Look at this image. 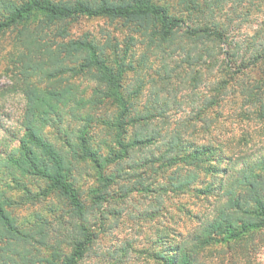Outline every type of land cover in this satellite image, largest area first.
<instances>
[{"label": "rangeland", "instance_id": "rangeland-1", "mask_svg": "<svg viewBox=\"0 0 264 264\" xmlns=\"http://www.w3.org/2000/svg\"><path fill=\"white\" fill-rule=\"evenodd\" d=\"M49 1L87 3L89 0ZM158 1L171 15L183 19V26L200 28L218 24L217 30L222 31L224 41L189 42L181 35L183 26L171 40L165 41L153 31L157 23L79 17L61 24L69 33L62 43L69 45L76 41L85 47L92 44L95 52L103 50L110 60H116L110 63L114 70L122 63L125 68L121 81L125 83L123 91L135 89L139 93L131 111L144 107L157 113L163 111L164 119L154 118L153 124L167 130L193 132L194 139H191L196 144L220 145L225 155L234 157L235 170L244 162L256 161L264 155V117L261 115L264 107L260 109L264 106V51H261L264 50V0ZM16 3L19 6L18 0ZM7 16L8 11L0 4V21ZM42 19L43 15L35 13L25 24L34 28ZM17 32L16 28L0 30V198L16 224L33 233L32 261L25 264H52L51 260L60 264L70 255L73 244L84 239L85 234L90 239L89 247L78 264H161L151 255L152 251L159 250L156 234L163 232L165 226L176 233L187 234L193 232L201 219L212 216L218 204L214 196L220 175L210 179L207 197L191 189L165 193L166 197L160 194L166 198L165 201L160 199L166 208L165 216L162 213L147 215L154 208L156 194L146 192L151 187L145 188L150 182L142 180L148 178L141 170L144 165L131 169L132 172L129 170L133 166L131 160H116L121 148H115L118 156L113 158L103 149L100 154L106 162L103 165L100 162L101 168L89 158L74 160L71 180L84 206L81 215L47 182L22 177L11 164L12 153L24 134L25 100L14 74L21 68ZM195 46L207 47L209 54L201 60L194 59ZM258 52L261 55L256 60L254 55ZM81 63L65 64L66 73L50 81L38 77L32 81L53 91L73 84L76 93L89 97L97 82L74 73L81 68ZM114 74H118L117 70ZM108 110L115 107L109 106ZM45 130L50 139H54V130ZM132 130L129 129L128 136L132 135ZM105 134L102 130L100 141L111 140ZM127 142L125 146L131 143ZM148 149L137 150L134 158L138 160L148 155ZM117 162L121 165L116 166ZM100 171L105 176L111 175L112 179L99 180ZM124 172L133 174L125 177ZM154 177H150V181ZM136 180L143 184L132 189L129 181ZM202 180H207L206 176H202ZM192 185L205 187L204 184ZM224 200L221 198L220 203ZM258 256L264 264V248Z\"/></svg>", "mask_w": 264, "mask_h": 264}, {"label": "trees", "instance_id": "trees-1", "mask_svg": "<svg viewBox=\"0 0 264 264\" xmlns=\"http://www.w3.org/2000/svg\"><path fill=\"white\" fill-rule=\"evenodd\" d=\"M18 2L19 6L16 0H0L8 11V16L0 21V30H18L17 43L21 50L17 56L21 68L14 74L19 81L16 85L25 100L24 134L12 153L13 169L22 177L47 182L80 215L84 206L71 180L74 160L89 158L101 168L100 162L102 165L106 162L100 154L103 149L108 151L109 158H113L117 155L115 148H121L116 160H131L133 166L130 171L138 169L140 164L144 165L141 170L148 178L146 176L142 180L150 182L145 188L151 187L146 192L155 193L157 197L148 216L167 215L164 202L160 201L166 198L160 194L191 189L207 197L210 179L220 175L214 196L218 204L212 216L201 219L193 232L187 234L176 233L165 226L163 232L156 234L159 250L152 251L151 255L161 264H262L258 255L264 248V155L254 162H244L239 170H235L234 157L225 155L220 145L196 144L192 140L193 132L185 133L175 128L167 130L157 123L153 124L154 118L164 119L163 111L157 113L146 107L131 111L130 107L139 93L135 89L123 91L125 83L121 81L125 68L122 63L115 69L118 74H114V67L110 63L116 60H110L111 57L103 50L97 53L92 44L85 47L76 41L69 45L62 43L69 33L61 24L79 17L157 23L153 31L165 41L171 40L181 29L183 19L171 15L169 9L161 6L158 0ZM35 13L43 15L44 19L32 28L25 22ZM217 25L200 28L183 26L181 35L194 43L223 42V33L217 30ZM195 50L196 60L209 54L207 47L199 49L195 46ZM259 55L260 52L255 54V59ZM78 61H82L81 68L74 73L97 82L89 97L76 93L73 84L61 91H53L32 81L37 77L50 81L66 73L68 63ZM109 106H114L115 110H108ZM261 115L264 117L263 111ZM46 128L54 130V139H50ZM130 128L133 129L132 135L128 136ZM102 130L111 140H99ZM125 141L131 143L125 146ZM146 148H149L148 155L138 157V160L134 158L137 150ZM156 163H159L157 167ZM115 165H121V162ZM124 174L130 177L133 173ZM153 175L155 180L150 181ZM202 176H206L207 180H202ZM98 178L104 182L112 179L111 175L105 176L101 171ZM129 183L132 189L143 184L140 180ZM193 183L204 184L205 187L194 188ZM221 198H225L222 203ZM36 233L39 232L36 230ZM32 235L31 230L22 229L16 224L0 198V264L31 262ZM89 241V236L85 234L84 239L73 244L70 255L63 258L60 264H78L89 247ZM50 263L55 264L52 260Z\"/></svg>", "mask_w": 264, "mask_h": 264}]
</instances>
